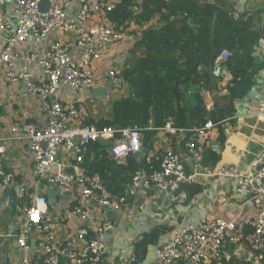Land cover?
I'll use <instances>...</instances> for the list:
<instances>
[{
    "label": "built area",
    "instance_id": "obj_1",
    "mask_svg": "<svg viewBox=\"0 0 264 264\" xmlns=\"http://www.w3.org/2000/svg\"><path fill=\"white\" fill-rule=\"evenodd\" d=\"M44 1L48 5L42 10L40 4ZM120 1L0 0V35L4 38L0 70L5 68L8 81L23 83L29 93L44 98L43 111L47 118L44 126L14 122L11 140L27 142L36 183L56 187L68 195L71 204L63 220L78 221L71 236L57 233L55 223L46 216L47 196L30 192L5 166L7 150L0 133V188H14V208L22 220L16 236L24 251L20 264H105V236L114 224L103 216L131 206V198L140 191L156 189L170 197L193 182L197 173L196 170L189 172L187 164H201L204 158L200 141L211 138L217 131L210 118L203 127L188 131L177 130L168 123L161 130L171 138L191 133L185 144L186 152L181 155L173 142L164 148L146 151L144 128L100 127L87 122L97 111L91 113L76 100L66 103L60 100L59 92L63 88L77 94L93 89L94 64L111 63L126 46L134 48L142 38L148 24L131 19L126 26L118 28L111 19L109 14ZM8 5L17 18L15 22L7 17ZM131 10L136 14L138 7L133 5ZM53 31L55 36L43 50L20 48L29 41L39 43L49 39ZM144 50H136L134 55ZM231 56L232 51L227 48L217 55L212 68L216 79L225 73ZM32 66L41 68V81L36 80ZM106 75L117 90H123L126 79L117 69L107 66ZM257 107L263 114L264 96ZM100 142H112L109 157L118 164L131 156L142 162L122 195L112 194L100 175L85 173L84 163L95 153L92 146ZM212 175L233 179L235 192L249 198L256 215L234 220L202 219L184 225L156 248L155 264H264V149L246 168L236 163L223 164Z\"/></svg>",
    "mask_w": 264,
    "mask_h": 264
},
{
    "label": "crops",
    "instance_id": "obj_2",
    "mask_svg": "<svg viewBox=\"0 0 264 264\" xmlns=\"http://www.w3.org/2000/svg\"><path fill=\"white\" fill-rule=\"evenodd\" d=\"M219 5L229 10L237 22L248 23L251 39L254 37L259 39L254 41L253 57L255 63H263L264 38L261 37L260 32L261 15L256 13L258 9L248 7L247 0H220ZM75 6L76 3L73 7ZM5 11L7 17L15 22L17 18L12 6H6ZM156 17L148 23L147 27L152 24L161 25L159 15ZM155 19L158 24H155ZM54 36L55 32L53 31L49 39L42 40L39 43L29 41L20 48L24 51H41L48 46ZM3 46L4 38L0 35V52ZM126 50L124 51L126 52ZM124 51L107 65L102 62L94 64L96 83L93 89L77 94L71 92L68 88H63L59 92L60 100L65 103L76 100L91 113L97 111L98 114L88 119V123L92 120L93 123L97 124L99 119L112 118V103L118 97H113V94L118 95L120 91L114 87L110 78L106 75V70L107 66L118 67L121 70L125 68L128 61L120 66L121 61L119 60ZM258 69L257 73H253L254 84L251 89L245 96L236 100V124H225L226 139L224 147L221 149L217 143L219 135L217 127V131L211 138L200 141L203 158L204 150L207 147L220 152L221 159L216 164H213L212 160L209 159H204L201 164L188 163V171L193 172L196 170L197 174L193 182L183 186L172 196L167 197L156 189L140 191L135 197L131 198V206L120 211H111L103 216V218L110 219L114 224V228L105 236L107 245L105 264H155L156 248L164 244L174 231H179L184 225L198 223L202 219L222 218L234 220L252 218L256 215V208L249 198L235 192L236 182L233 179L214 176L212 172L217 166L223 164L236 163L246 168L249 162L254 160L264 149V113H259L257 107L259 100L264 96V65ZM31 71L37 81L42 80L41 68L32 66ZM120 73L122 74V71ZM232 78L233 74L226 66L225 73L220 80L213 77L211 83L200 88L206 107L212 109L211 113L216 107L217 96L220 95L223 100V96L228 94V86L232 85ZM128 84L126 80V85L121 92H124ZM212 86H214L213 89ZM205 95L210 97V100L207 101ZM44 101L42 96L29 93L23 83L8 81L5 76V68H1L0 133L7 150L5 166L16 174L17 182L25 185L30 192H39L47 196V218L55 223L58 234L71 236L76 231L78 221L75 220L70 223L63 220V214L70 206L71 198L66 194L64 195L56 187L39 186L36 183L37 179L33 172V161L27 142L11 140V128L14 122H33L39 126L46 124L47 118L43 111ZM223 104L224 100L221 106ZM161 131L154 138L155 150L157 149L156 140L160 138ZM167 136L165 141L173 142L175 149L181 155L186 152L185 144L192 137L190 135L185 140L184 135H180V138L175 139L168 134ZM169 143L167 142L166 146ZM139 164L142 165V162H139ZM191 184H195L192 187L194 190L197 189L196 186H200L201 190L197 191L196 194H191L192 189L188 187ZM9 191L12 193H8ZM13 192L14 188H0V264H20L24 253L17 243L16 236L19 233L22 220L14 208L15 203L12 204ZM6 193H8V196H5ZM157 228L163 233L154 244L149 246L145 259L139 261L137 256L142 255V252L139 250L136 252V244L145 235Z\"/></svg>",
    "mask_w": 264,
    "mask_h": 264
},
{
    "label": "trees",
    "instance_id": "obj_3",
    "mask_svg": "<svg viewBox=\"0 0 264 264\" xmlns=\"http://www.w3.org/2000/svg\"><path fill=\"white\" fill-rule=\"evenodd\" d=\"M220 0H122L109 14L118 28L131 19L148 24L159 15L161 25L148 26L134 46L140 55L128 60L122 75L131 86V94L114 101L112 118L99 119L97 125L117 128H144V149L154 148V138L168 123L177 130L203 127L213 120L218 128L217 143L224 147L225 124H236V100L245 96L254 84L253 73L263 63H255L254 41L248 23L237 22L230 11L219 5ZM248 7H256L261 15V37L264 38V0H247ZM138 7L136 14L132 6ZM232 51L226 64L233 74L224 104L209 112L200 88L213 80L212 68L223 49ZM199 67H202L199 69ZM220 79V78H219ZM93 122L92 120L89 121ZM191 133L186 132L184 139ZM175 139V138H174ZM112 142L92 146L94 156L84 163L87 175L98 174L107 189L114 195L125 193L126 185L141 167L136 157H129L118 164L109 157ZM209 146V145H208ZM204 159L216 164L220 152L211 147L204 150ZM191 194L201 190L192 188ZM249 232V230L247 231ZM163 233L154 229L136 244L139 261L145 259L149 246ZM139 252V253H140ZM244 264V263H232Z\"/></svg>",
    "mask_w": 264,
    "mask_h": 264
},
{
    "label": "rangeland",
    "instance_id": "obj_4",
    "mask_svg": "<svg viewBox=\"0 0 264 264\" xmlns=\"http://www.w3.org/2000/svg\"><path fill=\"white\" fill-rule=\"evenodd\" d=\"M157 18V17H156ZM155 24H158L157 23V21H156V19H155ZM126 52L124 51V53H122L121 54V57L119 58V60L121 61V63H120V66H122L124 63H126L128 60H130L132 57H133V48L131 49V46L130 45H128L127 47H126ZM123 55V56H122ZM113 68H115V69H117L116 67H113ZM119 69V68H118ZM117 69V70H118ZM118 71H122L121 69H119ZM218 80H220V79H218ZM215 81V80H214ZM214 86L216 87V85H215V83H214ZM214 86H212V89L214 88ZM217 89V88H216ZM129 94H131V86L128 84L127 86H126V88H125V90H124V92H121L120 91V93L118 92V95L117 94H113V97H116V96H118L117 97V100L118 99H120L121 97H123V96H128ZM206 96V99H207V101L208 100H210V97H208L207 95H205ZM114 101H116V100H114ZM114 101H113V103H114ZM222 97L220 96V95H218L217 96V98H216V106H221V104H222ZM112 103V104H113ZM162 132V133H161ZM160 132V138L159 139H157L156 140V147H157V149L158 148H163V147H165L166 146V144H167V142L169 143V141H165L166 140V138L168 137L167 136V134H166V132H164V131H161Z\"/></svg>",
    "mask_w": 264,
    "mask_h": 264
},
{
    "label": "water",
    "instance_id": "obj_5",
    "mask_svg": "<svg viewBox=\"0 0 264 264\" xmlns=\"http://www.w3.org/2000/svg\"><path fill=\"white\" fill-rule=\"evenodd\" d=\"M48 5V3L47 2H42L41 4H40V9H46V6ZM69 172L70 173H72V170L71 169H69ZM8 193H12L11 191H9ZM8 193H6V195L5 196H8ZM16 202V198L15 197H13L12 198V204H14Z\"/></svg>",
    "mask_w": 264,
    "mask_h": 264
},
{
    "label": "clouds",
    "instance_id": "obj_6",
    "mask_svg": "<svg viewBox=\"0 0 264 264\" xmlns=\"http://www.w3.org/2000/svg\"><path fill=\"white\" fill-rule=\"evenodd\" d=\"M37 203H39L41 206H43V202L42 201H38Z\"/></svg>",
    "mask_w": 264,
    "mask_h": 264
}]
</instances>
